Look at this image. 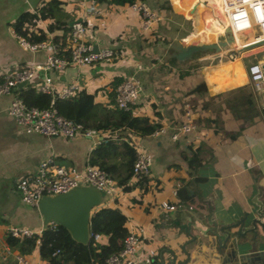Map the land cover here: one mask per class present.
<instances>
[{
  "label": "crops",
  "instance_id": "obj_1",
  "mask_svg": "<svg viewBox=\"0 0 264 264\" xmlns=\"http://www.w3.org/2000/svg\"><path fill=\"white\" fill-rule=\"evenodd\" d=\"M143 1L155 13L147 30L142 28V14L128 2L94 0L91 5L90 0H61L62 8L55 11L57 18L68 22L80 19L91 9L98 11L87 16V39L94 49L109 50L111 58L83 66L75 78L81 88L96 90L101 107L97 117L105 116L104 106H115L114 93L111 97L110 87L101 85L134 75L143 86L137 103L131 107L134 114L151 115L154 108L167 125L180 121L189 110L197 124L195 132L177 141L170 139V128L165 133L138 136V143L153 157L150 174L145 177L148 182L143 183L147 190L137 184L129 191L118 190L113 199L106 197L102 204L118 206L127 219L147 227V245L156 251L151 264H205L206 258L192 246L186 247V253L180 250L187 238L186 228L193 234L199 233L197 227L244 230L252 227L256 218L261 223L254 224L255 236L247 232L245 240L254 238V249L264 250V89L251 83L243 62L245 56L261 47L245 50L238 62L223 60L221 52L212 54L205 48L199 56L170 62L174 58L170 56L172 44L203 46L201 33L216 35L218 29L206 28L199 18L201 5L191 18L176 10L171 0ZM34 9L27 0H0V79L9 68L32 66L44 61L50 52L48 48L25 49L14 36L11 22L22 12ZM187 22L191 27L183 32L184 25L180 24ZM46 23L47 19L40 20L41 26ZM240 36L236 34L239 46L245 42ZM194 62L200 65L190 67ZM61 73L50 72L54 81L63 83L58 80ZM241 84H245L244 89H252L250 95L232 94ZM13 95L0 94V246L19 252L16 241L8 239L6 228L18 225L37 230L43 222L36 207L21 200L15 189L17 179L35 171L49 156L56 164L82 169L100 137L67 138L27 132L7 112ZM195 133L203 138H196ZM192 157L196 159L189 165ZM129 184H134L131 178ZM176 184L178 192L174 196L171 191ZM164 198L181 206L161 209L158 202ZM26 255L47 264L37 250ZM11 261L0 264H13Z\"/></svg>",
  "mask_w": 264,
  "mask_h": 264
},
{
  "label": "built area",
  "instance_id": "obj_2",
  "mask_svg": "<svg viewBox=\"0 0 264 264\" xmlns=\"http://www.w3.org/2000/svg\"><path fill=\"white\" fill-rule=\"evenodd\" d=\"M94 5V0H90ZM223 18L230 29L233 41L235 33L250 34L244 39V43L239 46L231 45L221 57L235 59L238 52L247 44L264 40V0H220ZM133 10L143 16L142 28L147 30L155 20V13L143 0H134L130 3ZM97 9L87 11L80 19L71 22L69 32V54L68 57L56 55V44L47 38L42 41L31 42L26 37L14 32L18 43L25 49L34 51L41 48H48L49 54L44 61L34 63L32 66H13L3 74L0 79V94L13 93V97L8 105L7 112L12 116L15 123L27 132H39L46 136L61 135L67 138L86 136L102 137L101 142L106 136L105 131L93 127H87L82 122L75 121L60 115L54 107V98H65L74 95L81 89V85L76 79L69 82L59 83L53 80L50 72H63L67 66L80 67L88 65L101 59L109 60L111 52L109 50L95 51L92 43L87 39L88 26L87 16L97 13ZM89 14V15H88ZM28 31L35 30L34 25H28ZM264 49V43L260 46ZM243 52L240 53L242 55ZM249 80L257 88L264 89V63L256 60L247 66ZM35 82L39 91L48 93L52 96L48 107L40 108L28 105L18 96L15 91L17 85L22 82ZM39 81V82H37ZM142 81L134 76L123 78L114 89V104L120 109H131L140 97L142 91ZM191 112L186 110L181 120L177 123L162 125L151 134L165 133L170 128V139L177 141L179 137L190 132H195L197 124L191 119ZM196 138H203L199 133H195ZM153 157L146 149L136 146L135 158L133 161V173L131 179L134 182L143 180L150 174ZM90 184L101 190L109 199H113L118 190H121L113 177L103 168L87 162L82 169L63 164H56L54 159L49 156L41 160L35 171L27 172L20 176L15 184L21 200L30 206L36 207L37 201L42 195H55L65 193L70 189ZM178 185L173 188L171 194L176 196ZM181 206L180 202H170L164 198L158 202V207L165 210H175ZM57 223L51 222L37 230L26 226L9 225L7 233L14 237L36 236V244L40 242V235L46 227L56 228ZM128 233L123 239L122 247L110 254L103 264H151L154 260L156 251L149 247L146 242L147 227L138 222L127 219ZM99 233L92 232L90 238L98 240ZM56 249L52 254L57 253ZM10 253V248H6ZM6 258V254L3 255ZM16 264H40L33 261L30 256L21 252L14 254Z\"/></svg>",
  "mask_w": 264,
  "mask_h": 264
},
{
  "label": "trees",
  "instance_id": "obj_3",
  "mask_svg": "<svg viewBox=\"0 0 264 264\" xmlns=\"http://www.w3.org/2000/svg\"><path fill=\"white\" fill-rule=\"evenodd\" d=\"M112 1L131 3L134 0ZM60 3L61 0H45L36 9L22 12L11 22V27L14 32L31 42L45 40L51 34V40L57 47L56 55L66 58L70 47L71 22L61 21L56 17L55 11L62 8ZM46 19V26H41L40 20ZM28 25H34L35 30L28 31ZM201 54V51H197L193 56ZM170 62H175V58H172ZM194 63L190 67L200 65V62ZM120 81L121 79L114 78L110 82L111 97ZM95 91L90 92L86 88H81L72 96L55 97L54 107L66 118L106 132L105 140L98 142L90 151L89 163L103 168L123 191H129L137 184L144 187L146 191L147 185L143 183L148 182V179L145 177L137 183L129 184L133 173L136 147L129 134H136L142 138L153 133L163 125L161 113L153 108V114L141 115L134 114L131 109L104 106L105 116L97 117L99 102L96 100ZM17 95L26 104L40 108L48 107L52 99L50 94L39 91L33 82L20 87ZM195 159L196 157H192L189 165H192ZM127 218V214L116 205L102 204L94 207L91 211L90 229L92 232L99 233L100 237L98 240L91 238L87 244L75 241L60 224H57L56 228H44L38 244H36V236L23 238L7 236L10 241H16L19 252L29 254L37 250L47 264H103L110 254L122 247L123 239L128 233ZM56 249L59 251L52 254Z\"/></svg>",
  "mask_w": 264,
  "mask_h": 264
},
{
  "label": "water",
  "instance_id": "obj_4",
  "mask_svg": "<svg viewBox=\"0 0 264 264\" xmlns=\"http://www.w3.org/2000/svg\"><path fill=\"white\" fill-rule=\"evenodd\" d=\"M41 0H27L32 8H36ZM232 38V36H231ZM263 41H257L247 44L243 49H251L257 45L263 44ZM171 57L178 60L192 58L197 51L203 50L199 43L171 45ZM97 51L96 49H94ZM219 57V56H217ZM259 60L264 63V49L249 54L243 58L246 66ZM78 69L76 66H67L59 75L58 80L69 82L77 78ZM26 81L20 82L17 87L26 85ZM134 143L138 142V136L130 134ZM102 137L99 138L101 140ZM103 192L95 186L86 184L76 186L65 193L55 195H42L36 204V209L42 216L43 226L51 222H56L63 226L70 236L77 242L87 244L90 241V217L94 207L100 206L104 202L101 196ZM55 216H54V215ZM45 215H53L48 222H45ZM253 226L250 228H238L233 230L230 226L221 228H198L199 233L193 234L186 228L187 238L184 244H181L180 250L187 252V246H192L194 251L206 258L205 264H264V250H255L256 242L254 238L245 240L247 232H254L255 222L261 223L260 219L252 220ZM264 224V221H263ZM240 238H243L240 239ZM252 241V243H251Z\"/></svg>",
  "mask_w": 264,
  "mask_h": 264
},
{
  "label": "rangeland",
  "instance_id": "obj_5",
  "mask_svg": "<svg viewBox=\"0 0 264 264\" xmlns=\"http://www.w3.org/2000/svg\"><path fill=\"white\" fill-rule=\"evenodd\" d=\"M172 1V4L174 6V8L180 12H182L183 14H186L187 16H189V11L192 9L193 5L196 3V2H199L200 0H171ZM205 1H208L210 3H212L214 6H215V9H219V12L221 13L222 15V20H220L219 18L215 19L212 15V9L211 8H206L204 7L203 5L200 6V12H199V18L201 17L203 20H204V25L206 26V28L209 30V31H212L213 27H215L216 29H218V34L216 35H209V39L211 42H218V41H222L225 39V32H224V24L225 23V19L223 18V14H222V8H221V3H220V0H205ZM220 13H219V16H220ZM190 17V16H189ZM192 18V17H191ZM223 22V23H222ZM214 23V25H213ZM180 25H184V27H182V30L183 32L184 31H187L188 29H190L191 25L189 22L187 23H182ZM190 26V27H189ZM220 26V28H218ZM194 29V27H193ZM193 34H194V31H193ZM250 35V34H243L242 36H240V38L242 40H244L245 38H247V36ZM230 47V46H229ZM228 47V48H229ZM227 49V48H226ZM259 50H263L262 48L258 49V50H255L253 51L252 53H255L256 51H259ZM208 52H211L213 54V51L212 50H207ZM244 49H242L241 51L238 52V57L240 56V53L243 52ZM251 53V54H252ZM223 60H227L229 58L227 57H222ZM238 62V61H237ZM187 64V62H185ZM245 69H246V66H244ZM84 67H81L80 68V71L83 69ZM242 68V71H243V74H244V68L241 66ZM226 78V77H225ZM238 78V77H237ZM242 79V78H241ZM243 86V87H242ZM244 86L245 84H241L239 85V87H237L235 90H232V94L233 95H250V92L252 91V89H250L249 87L245 88L244 89ZM110 87V81L107 82L105 85H101V88H109ZM99 89V88H98ZM249 92V93H247ZM235 93V94H234ZM252 94V93H251ZM100 105H98L97 107L100 109L101 107H99ZM104 111V109H103ZM136 146H140L143 148V146L141 144H139L138 142L135 143ZM104 193L103 195L101 196V198L103 197L104 198ZM54 215V214H53ZM53 215H45L44 216V220L45 222H48L49 219L53 216ZM55 216V215H54ZM48 225V224H47ZM17 251L15 250H11L10 249V253H7L6 250H2V247L0 246V261L1 262H4V261H11L9 258L11 257H8V256H12L14 258V254L16 253ZM6 254V258L4 260L3 258V255ZM13 264L15 263V261H11Z\"/></svg>",
  "mask_w": 264,
  "mask_h": 264
},
{
  "label": "bare ground",
  "instance_id": "obj_6",
  "mask_svg": "<svg viewBox=\"0 0 264 264\" xmlns=\"http://www.w3.org/2000/svg\"><path fill=\"white\" fill-rule=\"evenodd\" d=\"M200 5H203L206 8H211L212 9L211 13H212L213 17L215 19L219 18V11H217L215 9V6L212 3L208 2V1H205V0H200L199 2H196L193 5L192 9L189 11V16L190 17H192L194 15L195 11L198 9V7ZM224 24H226L225 27H224L226 36H225V39L222 40V41H218V42H215V43L211 42L210 39H209L208 33H206V32H202L201 33L203 48H205L206 50H212L213 54L217 53V52H221V53L226 52L228 47L231 46L232 44L233 45H237V43H236V34H238V33H235V42H234L233 41L234 37L232 36V34L230 32V29H229V27H228V25L226 23V19H225V23ZM242 35L243 34H241V36ZM231 36H232V38H231ZM261 45L262 44L257 45L256 47H258V46L260 47ZM251 49H253V48H251ZM245 50H248V49H244V51ZM231 60H233V59H231ZM238 60H239V57L235 58L233 61H238Z\"/></svg>",
  "mask_w": 264,
  "mask_h": 264
}]
</instances>
